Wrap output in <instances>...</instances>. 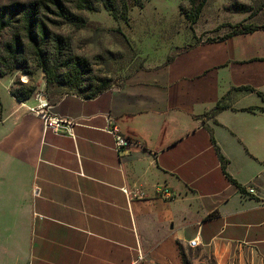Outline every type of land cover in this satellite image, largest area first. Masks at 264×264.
<instances>
[{
  "label": "crops",
  "instance_id": "0c3cea01",
  "mask_svg": "<svg viewBox=\"0 0 264 264\" xmlns=\"http://www.w3.org/2000/svg\"><path fill=\"white\" fill-rule=\"evenodd\" d=\"M256 35L248 47L243 35L191 45L92 99L65 92L50 101L43 83L17 102L9 86L0 264H264V170L254 173L264 129L220 119L264 118L244 103L264 97ZM40 92L73 136L44 130L31 112ZM112 126L133 142L128 155L115 151Z\"/></svg>",
  "mask_w": 264,
  "mask_h": 264
},
{
  "label": "rangeland",
  "instance_id": "374dc122",
  "mask_svg": "<svg viewBox=\"0 0 264 264\" xmlns=\"http://www.w3.org/2000/svg\"><path fill=\"white\" fill-rule=\"evenodd\" d=\"M15 1L30 0H0V5ZM64 1L66 7L80 18L76 24H66L58 30L70 42L64 56L85 59L87 74L76 87L51 84L45 88L50 101L65 92L84 97L99 79L106 80V89L118 87L145 66L165 63L186 47L203 41H216L243 26L257 30L255 39L264 52V0H205L194 24L181 10L192 18L194 8L202 0H96L92 10L83 11L73 10L71 0ZM105 2L110 3L113 11L105 8ZM123 2L126 8H123ZM123 15L126 20H123ZM8 39V33L0 37V45ZM239 40L247 47L251 44L249 34ZM61 64L58 62L57 66L60 68ZM26 70L33 73L30 78L20 68L0 77V114L11 108L9 86L19 88L21 82L37 88L45 83L44 73L36 61L30 62ZM248 98L244 103L253 106L251 109H257V106L264 108L260 97ZM242 114L226 113L220 119L233 122L245 131L260 126L264 129L263 117H245ZM254 162L255 174L260 168L264 170V162Z\"/></svg>",
  "mask_w": 264,
  "mask_h": 264
},
{
  "label": "trees",
  "instance_id": "16d2710c",
  "mask_svg": "<svg viewBox=\"0 0 264 264\" xmlns=\"http://www.w3.org/2000/svg\"><path fill=\"white\" fill-rule=\"evenodd\" d=\"M71 1L72 9L75 11L92 10L96 2V0ZM204 1L202 0L194 8L192 18L181 10V13L191 24L197 20ZM104 6L109 11H113L110 3L105 2ZM123 8H126L125 2H123ZM122 18L126 20L125 15ZM79 20L80 18L66 7L64 0L15 1L0 5V37L9 34V39L0 45V77L15 68H20L30 78L33 73L26 69L30 62L36 61L44 73L46 89L51 84L60 87L79 85L82 78L87 74V62L77 56H64L70 42L67 37L58 32L63 25L76 24ZM255 31L257 30L254 28L243 26L240 30H235L226 37L251 34ZM226 37L216 41H223ZM216 41L203 42L213 43ZM51 59L53 60L52 63ZM171 59L172 57L167 62ZM58 62L62 63L60 68L57 66ZM106 88V80L99 79L90 87L88 94L83 98L92 99L107 90ZM35 90L36 86L24 85L20 82L19 88L12 87L10 89V94L17 102H24L33 95ZM239 90L251 91L249 88H239ZM262 99L264 100V97ZM222 109L223 106H217L215 111ZM219 159L224 167L225 160L220 155ZM183 264L189 263L184 260Z\"/></svg>",
  "mask_w": 264,
  "mask_h": 264
},
{
  "label": "built area",
  "instance_id": "2783aa9c",
  "mask_svg": "<svg viewBox=\"0 0 264 264\" xmlns=\"http://www.w3.org/2000/svg\"><path fill=\"white\" fill-rule=\"evenodd\" d=\"M36 106L31 109L40 120L43 122V127L45 131H50L55 135L61 136H73V123L70 120H64L57 118L56 116L50 115L47 112V103L43 93H37ZM107 132L114 139V149L118 154L128 155L129 147L133 145V142L129 141L123 137L117 130L115 126L109 127ZM156 193L164 198H170L171 192L165 187L161 186L156 189ZM249 194H253V190H248ZM188 246L193 248L196 246V240H191L188 242Z\"/></svg>",
  "mask_w": 264,
  "mask_h": 264
},
{
  "label": "bare ground",
  "instance_id": "6f19581e",
  "mask_svg": "<svg viewBox=\"0 0 264 264\" xmlns=\"http://www.w3.org/2000/svg\"><path fill=\"white\" fill-rule=\"evenodd\" d=\"M25 79H26V77H25Z\"/></svg>",
  "mask_w": 264,
  "mask_h": 264
}]
</instances>
